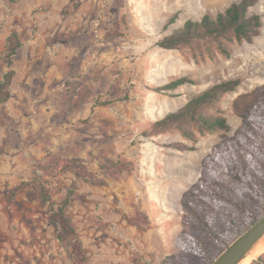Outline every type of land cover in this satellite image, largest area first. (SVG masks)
Returning a JSON list of instances; mask_svg holds the SVG:
<instances>
[{"label": "rangeland", "instance_id": "rangeland-1", "mask_svg": "<svg viewBox=\"0 0 264 264\" xmlns=\"http://www.w3.org/2000/svg\"><path fill=\"white\" fill-rule=\"evenodd\" d=\"M235 1L0 0V79L8 70L1 59L8 36L16 31L23 42L12 96L0 102V264H73L49 219L74 181L67 213L87 264H161L188 251L180 239L185 230L203 237L213 254L221 251L201 226L184 221L182 198L213 145L241 125L235 98L264 84V0L250 8L261 16L260 34L231 42L230 57L157 42ZM181 76L194 82L158 90ZM232 78L241 84L219 102L230 131L194 127L196 140L178 129L147 134L156 120ZM98 99L110 103L97 105ZM174 142L192 148L179 150ZM60 158L94 174L77 178L69 167L54 178ZM118 160L131 168L118 175L101 168ZM37 176L53 181L52 201L28 200L22 183ZM249 259L244 264H264V243Z\"/></svg>", "mask_w": 264, "mask_h": 264}, {"label": "trees", "instance_id": "trees-1", "mask_svg": "<svg viewBox=\"0 0 264 264\" xmlns=\"http://www.w3.org/2000/svg\"><path fill=\"white\" fill-rule=\"evenodd\" d=\"M256 2L239 0L215 16L205 14L198 20L188 19L182 27L160 38L157 44L169 50L185 46L201 47L210 57L216 52L230 57L231 42H252L260 34L261 16L250 13V8ZM176 18L173 16L170 24ZM22 45L18 32H11L1 57L8 70L0 79V102H7L12 96L10 87L16 75L13 64ZM192 82L190 77L181 76L158 90H173ZM240 84V78H232L211 86L176 111L156 120L147 134L178 129L184 136L196 140L194 127L202 133L230 131L227 117L220 114L222 110L219 102L226 93L235 91ZM108 103V100L96 101L97 105ZM233 108L242 119L241 125L233 135L223 134L213 145L211 152L203 158L200 179L184 192L182 198L184 221L201 226L223 248L213 254L211 246L203 237L185 230L181 232L180 239L188 251L178 257L169 256L161 264H210L232 240L264 214V84L239 94ZM172 146L179 150L192 148L183 142H174ZM130 166V162L118 160L102 164L101 168L112 175H118L130 169ZM69 167H73L77 178L94 174V171L78 164L75 159L60 158L56 162L54 178L60 175L61 170ZM22 184L27 188L28 200H41L45 203L52 201V180L37 176ZM76 188L77 183L74 181L63 200L52 211L49 221L54 226L56 236L67 247L73 264H87V250L67 213ZM128 220L141 225L137 217H128Z\"/></svg>", "mask_w": 264, "mask_h": 264}, {"label": "water", "instance_id": "water-1", "mask_svg": "<svg viewBox=\"0 0 264 264\" xmlns=\"http://www.w3.org/2000/svg\"><path fill=\"white\" fill-rule=\"evenodd\" d=\"M263 243L264 214L232 240L210 264H242L252 258Z\"/></svg>", "mask_w": 264, "mask_h": 264}, {"label": "bare ground", "instance_id": "bare-ground-1", "mask_svg": "<svg viewBox=\"0 0 264 264\" xmlns=\"http://www.w3.org/2000/svg\"><path fill=\"white\" fill-rule=\"evenodd\" d=\"M246 261H247V259L242 264H244Z\"/></svg>", "mask_w": 264, "mask_h": 264}]
</instances>
